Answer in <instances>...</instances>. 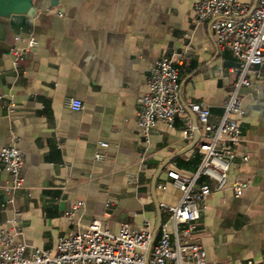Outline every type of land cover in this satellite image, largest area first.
Masks as SVG:
<instances>
[{"label":"crops","instance_id":"1","mask_svg":"<svg viewBox=\"0 0 264 264\" xmlns=\"http://www.w3.org/2000/svg\"><path fill=\"white\" fill-rule=\"evenodd\" d=\"M195 1L33 0L34 14L0 11V148L14 144L24 159L21 188L6 190L12 176L0 171V226L8 230L18 216L16 240L50 248L94 219L111 231L145 221L154 231L160 204L178 202L167 171L194 172L193 129L184 137V118L177 116L171 125L157 121L145 137L136 120L149 67L162 56L180 60L182 102L203 101L214 123L223 114L237 62L216 46L211 21H193ZM243 1L252 6L255 0ZM29 36L37 44L16 73L10 48L26 47ZM250 80L252 86L239 91L244 140L237 145L249 158L230 173L251 183L238 198L224 201L214 193L203 202L197 241L212 264L264 255V77ZM68 99L80 100L82 108H70ZM144 154L146 167L137 183L130 181ZM76 201L82 208L70 218L65 212ZM160 215L162 221L161 208Z\"/></svg>","mask_w":264,"mask_h":264},{"label":"built area","instance_id":"2","mask_svg":"<svg viewBox=\"0 0 264 264\" xmlns=\"http://www.w3.org/2000/svg\"><path fill=\"white\" fill-rule=\"evenodd\" d=\"M251 7L243 0H196L193 5V21H211L216 46L219 50H229L237 62L236 79L218 122L210 121V108L203 101L182 102L176 66L180 60L162 56L149 67L147 90L138 98L137 128L147 137L157 121L171 125L177 116H183V134L190 137L193 129L187 112L190 110L196 115L199 133L191 152L199 154V161L188 176L175 170L167 171L180 197L176 204H160L165 216L148 258L146 252L153 231L146 221L140 228L122 222L116 231H111L101 220L94 219L60 236L55 246L42 248L16 240L21 225L15 216L9 220L8 230L0 226V264H212L197 241L204 230L203 202L214 193L222 194L224 201L238 198L251 183L249 176L230 173L238 161L246 162L249 158L247 153L237 149L244 140L238 123V117L244 113L240 88L252 86L251 75L264 77V0H257L249 13ZM36 44L37 40L29 36L26 47L10 48L9 58L16 73L20 71L19 64L26 51ZM66 103L74 110L82 108L78 99H68ZM100 145L107 147L108 143L100 142ZM95 156L101 159L104 154L96 152ZM148 157L144 154L140 158L139 170L129 177L130 181L138 182ZM23 163V154L16 145L0 148V171L6 170L12 176L6 190L22 187ZM158 187L165 188V183H159ZM81 208L82 202L76 201L65 214L71 218ZM231 264H264V255L261 259L236 260Z\"/></svg>","mask_w":264,"mask_h":264},{"label":"water","instance_id":"3","mask_svg":"<svg viewBox=\"0 0 264 264\" xmlns=\"http://www.w3.org/2000/svg\"><path fill=\"white\" fill-rule=\"evenodd\" d=\"M32 3H33V0H0V11L27 12L28 14H34L35 8L33 7ZM51 3L55 4L56 0H51ZM256 3H257V0L254 1L249 13H251V11L254 9V7L256 6ZM187 111L190 112L192 120H193L194 139L190 143V145L188 146V148H192L196 144V141L198 140L199 133H198V130L196 127V125H197L196 124V115L193 112H191L190 110H187ZM158 210H159V219H158V223L156 225V228L153 231V237H152L149 249L146 252L147 258L149 256L150 247H151V245H152V243L156 237L157 230L159 229V226L161 223L160 208Z\"/></svg>","mask_w":264,"mask_h":264}]
</instances>
